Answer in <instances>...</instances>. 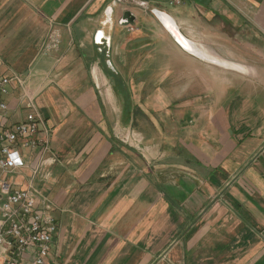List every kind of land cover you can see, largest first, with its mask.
<instances>
[{
    "label": "crops",
    "instance_id": "obj_1",
    "mask_svg": "<svg viewBox=\"0 0 264 264\" xmlns=\"http://www.w3.org/2000/svg\"><path fill=\"white\" fill-rule=\"evenodd\" d=\"M0 76L55 159L46 264H264V0H0Z\"/></svg>",
    "mask_w": 264,
    "mask_h": 264
},
{
    "label": "built area",
    "instance_id": "obj_2",
    "mask_svg": "<svg viewBox=\"0 0 264 264\" xmlns=\"http://www.w3.org/2000/svg\"><path fill=\"white\" fill-rule=\"evenodd\" d=\"M12 81L21 82L18 77L0 76V120L8 109L5 97ZM28 105L34 109L31 100ZM41 126L43 120L36 110L20 123L0 126V264H46L50 255L57 223L50 202L33 185V179L46 178L47 169L55 163L52 156L47 157V141L38 135ZM122 136L124 143L139 147L141 140L135 132L128 130ZM22 150H37L29 164ZM24 167L30 168L31 182L22 188L16 176Z\"/></svg>",
    "mask_w": 264,
    "mask_h": 264
},
{
    "label": "rangeland",
    "instance_id": "obj_3",
    "mask_svg": "<svg viewBox=\"0 0 264 264\" xmlns=\"http://www.w3.org/2000/svg\"><path fill=\"white\" fill-rule=\"evenodd\" d=\"M238 76L239 77H243V74L242 75H240L239 73H238ZM108 82H110V83H113V79H111V78H108V80H107V83ZM117 82H115V84H116ZM115 88V87H114ZM117 88H115V90H116ZM147 94H144V97L146 96ZM118 97H119V99L120 100H123V98L121 97V95H118ZM115 102H116V107H117V109H120V103L121 102H119V100H118V98L116 97V95H115ZM122 105V104H121ZM145 128H147V126L145 125ZM39 186V185H38ZM40 187V186H39Z\"/></svg>",
    "mask_w": 264,
    "mask_h": 264
},
{
    "label": "bare ground",
    "instance_id": "obj_4",
    "mask_svg": "<svg viewBox=\"0 0 264 264\" xmlns=\"http://www.w3.org/2000/svg\"><path fill=\"white\" fill-rule=\"evenodd\" d=\"M172 34L174 35L176 41H178L181 45H183L186 49L193 52V49L191 47H188V45L180 39V37L176 34L175 30L171 29Z\"/></svg>",
    "mask_w": 264,
    "mask_h": 264
},
{
    "label": "water",
    "instance_id": "obj_5",
    "mask_svg": "<svg viewBox=\"0 0 264 264\" xmlns=\"http://www.w3.org/2000/svg\"><path fill=\"white\" fill-rule=\"evenodd\" d=\"M123 22H124V23H125V22H127V23H133V22H134V17H132V16L130 15V13L125 12V14H124V18H123Z\"/></svg>",
    "mask_w": 264,
    "mask_h": 264
},
{
    "label": "trees",
    "instance_id": "obj_6",
    "mask_svg": "<svg viewBox=\"0 0 264 264\" xmlns=\"http://www.w3.org/2000/svg\"><path fill=\"white\" fill-rule=\"evenodd\" d=\"M126 97V96H125ZM128 97V96H127ZM128 100V99H127ZM128 111H126V116L128 115L129 113V108H127Z\"/></svg>",
    "mask_w": 264,
    "mask_h": 264
}]
</instances>
